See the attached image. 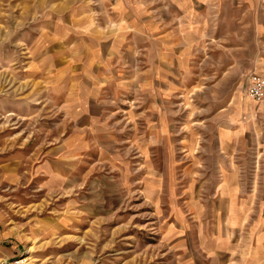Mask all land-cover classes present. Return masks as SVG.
Returning a JSON list of instances; mask_svg holds the SVG:
<instances>
[{
  "label": "rangeland",
  "instance_id": "1",
  "mask_svg": "<svg viewBox=\"0 0 264 264\" xmlns=\"http://www.w3.org/2000/svg\"><path fill=\"white\" fill-rule=\"evenodd\" d=\"M263 20L264 0H0V264H229L228 209L264 221Z\"/></svg>",
  "mask_w": 264,
  "mask_h": 264
},
{
  "label": "crops",
  "instance_id": "2",
  "mask_svg": "<svg viewBox=\"0 0 264 264\" xmlns=\"http://www.w3.org/2000/svg\"><path fill=\"white\" fill-rule=\"evenodd\" d=\"M258 33L264 38V20L258 28ZM259 53L260 56L254 63L252 72H258L264 75V42H262ZM238 103H240V101ZM250 105L251 104L247 102L245 104V110H251ZM262 107L263 105L261 108ZM261 108H259V110ZM242 210L240 214L233 215L232 210L228 209V212H231V214H228V225L226 228H231V226H233L238 230L244 228L248 229V231H245V233L241 231L235 244L224 242L227 248L223 251H228L225 262L229 264H264V233L260 232V229L264 228V221L256 222L253 218V220L247 223L246 219L249 217L251 207H247V209L243 208ZM234 219H236V221H233ZM256 228H258V231H255ZM225 233L230 239L231 235L228 234L229 232ZM221 235L223 234L220 233L219 236ZM206 253L210 254L211 252L207 251ZM223 253L225 254V252Z\"/></svg>",
  "mask_w": 264,
  "mask_h": 264
},
{
  "label": "built area",
  "instance_id": "3",
  "mask_svg": "<svg viewBox=\"0 0 264 264\" xmlns=\"http://www.w3.org/2000/svg\"><path fill=\"white\" fill-rule=\"evenodd\" d=\"M247 95L256 101L264 99V75L258 72H252L247 86ZM9 264H24L20 262H13Z\"/></svg>",
  "mask_w": 264,
  "mask_h": 264
}]
</instances>
